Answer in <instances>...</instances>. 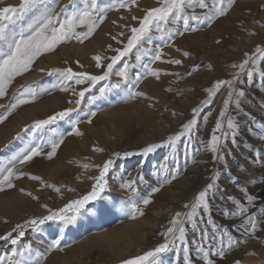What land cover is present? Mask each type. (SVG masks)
<instances>
[{"label":"rangeland","instance_id":"374dc122","mask_svg":"<svg viewBox=\"0 0 264 264\" xmlns=\"http://www.w3.org/2000/svg\"><path fill=\"white\" fill-rule=\"evenodd\" d=\"M20 2L21 0H0V8L8 5L18 6ZM206 2L211 5L212 0H206ZM66 4L68 0H58L56 10L59 11V8ZM77 4L83 7V0H77ZM101 4H116V6L108 11L104 22L88 40L83 43L73 40L61 44L54 52L41 56L33 64L32 70L23 76L16 77L8 88L7 95L0 98V105H5L0 108V115H4L8 110L7 106L16 102L19 98L17 94L26 91V86L30 85L36 92V99L33 102L20 105L3 123H0V169L14 166L20 172L41 177L44 182L42 184L41 181L29 179L26 175L14 180V187L0 191V236L11 232L18 224L23 225L30 219L47 215L48 209L57 210L69 201L87 194L95 183L89 177L100 174V168L96 167L97 165L102 167L104 162L113 158V154L117 152H139L149 144H163L169 136L180 133L182 125L193 118V108L203 107V111L197 117L191 142L186 148L188 138L181 137V140L177 142L175 160L168 161L170 169L179 166L182 171L171 184H165L159 192L153 193L152 202L145 206L141 198L147 197L152 188L159 187L158 178L153 177L151 173L164 163L171 149L163 146L147 157L136 155L116 159L115 166L110 169L106 177L108 189L103 194L105 199L89 205L99 209L97 214L84 215L76 225L64 229V236L58 249L48 250L52 240L57 238L61 226L48 222L42 225L43 230L37 233H33L31 228H25V235L19 238L17 245L0 241V255L30 243L34 250L43 254L42 256L33 255V259L39 260L40 264H61V262L62 264H122V261L142 256L164 243L166 237L162 233L172 227L170 221L177 212L184 214L191 210V205L195 202L198 193L212 182L211 177L214 172H218L219 176L214 190L215 195L210 194L209 203L210 214L216 224L225 225L229 230H233V225H240L239 218H225L221 209H234L235 206L229 198L244 201V192L241 190L243 188L258 197L255 207L250 208V211L258 212L264 206V141L259 138V125L264 124V90L260 88L262 82L258 72H253L251 84L248 83L246 75L247 70L257 67L260 71H264V59H261L258 65L249 63L245 72L240 73L244 83L237 82L234 85L238 90L243 89L245 95L239 98L240 108L237 109L235 106L237 97L235 93L233 94V101L229 103L222 120L223 127L221 131L216 132L219 133L218 136L223 132L230 133L231 130L227 128L229 117L238 125L237 146H233L231 140H228L224 162L213 161V154L204 148V144H207L213 134L216 120L228 97L229 88L222 87L210 105L204 107L201 103L208 95L205 89L212 87L218 80L233 78L239 70L232 65L241 63L246 58L245 53L249 56L258 55L255 53L256 47H264V27H262L264 0H235L227 15L218 18L211 26H197L195 21H190L192 26L198 27L197 31L185 32L183 36L173 35L168 46H164L162 41H154L151 47L155 49L157 44L161 45L163 54L161 60L152 62L150 66L160 70L161 74L159 79L150 75L141 79L136 91L145 93V96L135 97L125 103L121 102L124 93L120 89H113L105 97H100L95 104L89 106L87 104L89 96H99L100 87L109 82L116 83L120 78L112 76L110 81H101L92 88L91 92L85 93V101L80 106L79 116L73 113V117L80 120L77 127L83 135H68L71 125L65 121H58L57 124L49 127L57 128L58 132L64 134V143L57 149L56 156L52 160H48L45 155L34 157L27 164H20L18 160H13V157L21 153L23 149L30 145L34 146V142H38L41 136L48 138V133L29 127L36 120L46 119L49 115L65 108L76 107L69 101L77 97L73 96L71 90L65 92L54 88L53 85L60 82V77L57 74L49 75L48 73L53 69L70 67L74 72L102 74V70L96 67L93 57L116 55L108 46L111 45L112 49H115L126 45L131 35L130 27L139 26L132 17L142 18L147 9L159 6L158 0H136L135 4L124 8L119 7L116 0H101ZM193 11L200 14L207 9L199 7L186 9L188 14ZM169 27H179L183 30L182 24L169 25ZM121 32L124 33L123 36L119 35ZM249 33H255V35ZM113 36L116 37L115 40L112 39ZM183 52H188L189 56L185 57ZM151 56L152 53L145 56L142 63H149ZM125 59L130 64H135V55L130 54V57ZM177 59L182 61L180 65L163 62ZM109 62L102 59L105 66ZM209 65L211 68L208 67ZM121 66L122 62L116 68ZM144 71L143 68H133L130 75L134 78L137 72ZM189 72L192 74L188 75ZM165 73L179 75H165ZM68 83L70 88H74L77 92L88 86L87 84L76 85L74 82ZM45 89L48 91H44ZM209 111L211 116L205 123L203 117ZM89 112L96 114L89 116ZM173 112L176 115H173ZM89 119L91 123H88ZM25 128H28V131H24ZM18 133L19 136H17ZM125 144L127 147L124 149ZM94 148L102 149V151H94ZM196 149H199V152L195 155V159L205 163H191ZM253 149L261 153L259 163L254 162L256 157ZM50 150L45 148L44 152L47 153ZM141 160L145 163L142 168H138V162ZM186 160L188 164L185 171L183 167ZM59 163L64 165L63 171L60 170ZM84 165L88 167L85 168ZM56 169L60 171L57 172ZM138 173L143 176V181L137 179ZM230 177H238V180L234 182ZM62 179H66V182H58ZM132 179H136L135 186L138 190L136 193L120 187L122 181ZM251 180H256L257 183L252 184ZM60 183L70 184V189L60 188ZM45 185H54L60 191L57 192ZM129 196L143 210L142 216L137 215L133 219L125 212L118 210L120 201L127 200ZM43 205H47V208ZM105 208L110 211L105 212ZM156 208L168 210V212L164 215V222L161 221L154 226L152 231L144 230V233H148L142 242L146 248L139 253L133 248L122 254L119 253L115 244L112 243L117 239L118 231L127 225L128 229L141 232L148 225L138 224L139 220H146ZM200 216L204 217V222L199 223L198 217L196 230H193L190 224H185L188 255L194 264H203L202 257L197 255V244H203L207 249L213 243L201 238L205 230L211 234L212 227L207 224V214L201 211ZM84 218H87L89 223L84 222ZM181 219H184L183 215ZM260 219L264 220V217ZM234 234L238 237L240 235L238 232ZM16 235L17 233H13L14 237ZM243 238L246 243H241L228 252L223 260L215 255H210V258L215 260L216 264H236L237 261L239 264H264V231H258L256 238L249 239L246 234ZM177 243L179 244L178 241ZM214 251L215 246L212 247V252ZM184 257L183 246H180L178 250L163 254L162 260L164 264H184Z\"/></svg>","mask_w":264,"mask_h":264},{"label":"snow or ice","instance_id":"6c2138e0","mask_svg":"<svg viewBox=\"0 0 264 264\" xmlns=\"http://www.w3.org/2000/svg\"><path fill=\"white\" fill-rule=\"evenodd\" d=\"M119 7H129L136 3V0H116ZM235 0H212L209 5L206 0H158V7L147 9L145 15L142 18L132 17L133 20L138 22V27H130L131 35L127 39L126 45L123 48L112 49L109 45V49L114 51L116 55L111 57H101L96 55L93 59L96 61V67L102 70L100 75H91L87 72H74L72 68L53 69L49 72V75L57 74L60 77V82L53 85L54 88H59L61 91H72L73 96L77 97L75 100H70L69 103L75 104L76 107L65 108L62 111L49 115L46 119L36 120L30 128L33 130H39L42 133H48V138L43 136L38 142H34V146H28L13 157V160H18L20 164H27L32 161L34 157L45 155L48 160H52L57 153V149L64 143V134L58 132L57 128L49 127L57 124L58 121H65L71 125V131L68 135H83L80 132L77 125L80 123L78 118L73 117V113L79 116L80 106L85 101V93L91 92L92 88L101 81H110V77L117 76L120 79L116 83H106L104 86L98 89L99 96L91 95L87 98V104L89 106L95 104L97 99L105 97L113 89H120L124 95L121 97V102H128L135 97L145 96V93L136 91L142 78L146 76H154L157 79L160 77V70L153 69L150 65L152 62L161 60L162 47L157 44L153 49L151 46L154 41L159 40L163 42L164 46H168V42L172 40L173 35L183 36L185 32H195L198 27L192 26L190 21H195L196 25L211 26L218 18L226 16L229 9L234 5ZM58 6V0H21L18 6L8 5L0 8V98L7 95V90L13 81L18 76H23L25 73L32 70L33 64L41 56L54 52L61 44H66L71 41L77 43H83L88 40L95 31L100 27L107 17L108 11H110L116 4L102 5L101 0H83V7H79L77 0H68V4L56 10ZM199 7L201 9H207L206 12L197 14L193 11L191 14L186 12L188 8ZM179 27H169V25H181ZM264 27V25H262ZM78 29H84L79 30ZM159 34V35H156ZM255 35V33H249ZM123 36L124 33H119ZM112 39H116L115 36ZM120 43V41H117ZM135 49V52H133ZM177 51H180L177 49ZM152 53L151 60L147 64H143L142 60L145 56ZM255 53L258 55L249 56L245 53V59L237 64H233V68H237L239 71L233 76L231 80H218L212 87L205 89L207 92V98L203 100L202 106L206 107L213 102L214 96L227 86L229 88L228 97L224 101V108L219 113V118L216 120L213 134L207 144H204V148L213 154V161H225L224 152L227 149V142L230 139L233 146H237V129L238 125L234 120L229 117L227 120V128L230 131L223 132L218 136L215 133L221 131L223 125L222 120L226 115L229 103L233 101V94L237 97L235 100V106L240 108V99L244 97L245 92L243 89H236L234 85L239 82L243 84L244 81L240 78V73L245 72L249 63L252 65H258L261 59H264V47L257 46ZM130 54L135 55V64H130L125 58L130 57ZM185 57L189 56L188 52H183ZM102 59L110 61L105 66L102 63ZM122 62V66L116 68L118 64ZM169 64L180 65L181 60H167L163 61ZM79 64V62L77 61ZM211 68V65L208 66ZM133 68H143V73L137 72L133 78L130 73ZM195 70V69H194ZM40 71H44L40 69ZM259 73L261 80L260 88L264 90V71H260L259 68H254L246 71L248 83L251 84L253 80V72ZM192 73L189 72L188 75ZM165 75H179L178 73H165ZM68 82H74L76 85L87 84L88 86L77 92L74 88H70ZM44 91H48L45 89ZM171 91V89H168ZM18 99L15 103L7 106L8 110L4 115H0V123H3L9 115L17 107L22 104L33 102L36 99V92L32 87L26 86V91L17 94ZM24 97H28L27 99ZM5 105H0V108ZM203 111V107L193 108V118L182 125V131L174 136H169L163 144H149L139 152H124L114 153L113 158L106 160L100 168V174L96 177H89L93 179L95 183L92 185L91 191L81 196L79 199L71 200L66 203L62 208L57 210L48 209V214L41 217H36L26 221L23 225H16L11 232L0 236V241H4L10 245H17L19 238L25 235V228H31L33 233L42 231V225L48 222H54L60 225V230L57 238L53 239L49 251L58 249L61 240L64 236V229L69 226L76 225L77 221L84 215H96L98 208L96 206L89 207L92 202L105 199L104 193L108 189V180L106 177L109 174L110 169L115 166L116 159L130 158L136 155L147 157L149 154L155 152L158 148L168 146L171 149L170 155L165 157L164 163H161L156 171H153L151 175L158 178L159 187L151 189L147 197H142V203L146 206L150 204L151 195L155 192H159L165 184H171L180 175L182 169L176 166L172 169L169 168L168 161L175 160L177 153V142L181 140V137L187 136L188 141L185 145L191 142L192 133L197 125V117ZM95 112H89V116H95ZM173 115H176L173 112ZM211 116L209 111L207 115L203 117L205 123L208 117ZM91 123V119L88 120ZM260 134L259 138L264 141V124L259 125ZM24 131H28L25 128ZM252 131V129H249ZM19 136V133L17 134ZM52 137H56L53 139ZM45 148L51 150L47 153L44 152ZM94 151H102V149L94 148ZM255 152L256 163L260 162L261 153L259 150L253 149ZM199 152L196 149L193 153L191 163H205V161H197L195 155ZM145 161L138 162L137 167L142 168ZM188 161L186 160L183 170H187ZM83 167H88L84 165ZM123 172V168H121ZM2 177H0V191L5 188L14 187V180H18L24 176H28L29 179L42 181L39 176L31 175L28 173L18 171L14 166L0 169ZM165 175L161 176L160 174ZM219 173L214 172L211 177V183H208L206 187L198 193L195 202L191 205V210L187 213L175 214V217L170 221L172 227H169L165 233H162L166 237L164 243L157 246L154 250L144 253L142 256H138L134 259L124 260L122 264H164L162 255L169 251L178 250L180 246H183L185 253L184 264H194L188 255V242L186 238L185 224H190L193 230L198 227L199 223L204 222V217L200 216V212L207 214V224L211 225L212 233L209 234L207 230L201 234L202 240L212 241L207 249L203 244H197V255H200L203 259V264H216V261L210 258V255H215L219 259L223 260L226 254L238 247L241 243H246L244 235L246 234L249 239L256 238L258 231H264V220L260 217H264V206H262L258 212L250 211V208L255 207V202L258 197L250 194L246 188L241 189L244 192V201L229 198L231 203L235 206L234 209L222 208L221 212L225 218H239L241 220L240 225H233L232 229L225 225H218L211 217V208L209 203L210 194L215 195V188L217 187ZM137 179L143 181V176H137ZM234 182L238 180V177H230ZM250 183H257L256 180H251ZM136 179L122 181L120 187L128 190L129 192L136 193ZM52 187L55 191L59 192L60 189L54 185H45ZM74 191V189H72ZM23 191V189H21ZM31 195V193H27ZM35 198V197H34ZM47 208V205H43ZM189 207V205H185ZM118 210L125 212L131 218L135 219L137 215H143V210L139 207L137 202L129 196L127 200H121L118 206ZM105 212L110 209L105 208ZM183 215L184 219H181ZM234 232L240 233L239 237ZM13 233H17L14 237ZM179 242V244L177 243ZM215 246V251L212 252V247ZM33 255L42 256L43 254L34 250L32 245L25 244L22 248H13L10 252L0 255V264H40V261L33 259ZM236 264H239L237 261Z\"/></svg>","mask_w":264,"mask_h":264},{"label":"bare ground","instance_id":"6f19581e","mask_svg":"<svg viewBox=\"0 0 264 264\" xmlns=\"http://www.w3.org/2000/svg\"><path fill=\"white\" fill-rule=\"evenodd\" d=\"M241 4H243L241 2ZM247 4V3H246ZM254 6V5H253ZM252 6V7H253ZM255 9V8H254ZM256 12V11H255ZM242 14V13H241ZM233 15V14H232ZM258 18V17H257ZM263 19V18H262ZM248 20V19H247ZM70 49V48H69ZM75 49V48H74ZM73 50V49H72ZM80 50V49H79ZM67 51V50H66ZM77 51V49H76ZM82 52V51H80ZM79 52V53H80ZM82 54V53H80ZM79 54V55H80ZM84 57H85V54H84ZM163 131V130H162ZM1 136V135H0ZM1 141V140H0ZM3 141V139H2ZM133 141V140H132ZM128 143V142H127ZM130 144V143H129ZM140 145V144H139ZM127 147V144L124 145V149ZM80 158V157H79ZM62 159V158H61ZM80 160H82L80 158ZM63 163V162H62ZM55 164V163H54ZM64 164V163H63ZM56 166V165H55ZM59 167H60V170L63 171L64 170V165L60 164L59 163ZM67 168H68V165H67ZM57 172L60 171L58 169H56ZM51 171V170H50ZM54 172V170H52ZM66 182V179H62V180H59L58 182ZM161 207V206H160ZM168 210H164V209H159V208H156L155 210L152 211L151 215L146 219V220H139L138 224H145V225H148L147 228H143V230L141 232H136V231H133V230H130L128 229L125 225V227L121 228L118 233L116 234V237L117 239L115 241H112V243L115 244L116 248L118 249V252L122 254V252L124 251H127L128 249L130 248H133L134 250L138 251V253L142 250H144L146 248V245H144L142 242H143V238L145 236H147V232L144 233V230L145 229H148V230H153V227L154 226H157V224H159L161 221L164 222V215L165 213H167ZM99 217V216H98ZM97 217V218H98ZM86 221V223H89L88 219L87 218H84V222ZM84 224V223H83ZM129 226V225H128ZM118 230V229H117ZM114 231V230H113ZM111 234H109L110 236ZM104 236V235H103ZM113 236V235H112ZM115 236V235H114ZM107 238V237H106ZM112 238V237H111ZM102 239V238H101ZM105 239V238H104ZM100 240V239H99ZM111 240V239H110ZM110 240H106V241H109ZM104 242V241H103ZM101 243V242H100ZM105 243V242H104ZM111 243V244H112ZM107 244V243H106ZM108 245V244H107ZM111 246V245H110ZM109 246V247H110ZM113 246V245H112ZM111 246V247H112ZM110 247V248H111ZM114 248V247H113ZM112 251H114L112 249ZM130 252V251H129ZM132 254V253H131ZM114 255V254H113ZM120 255V254H119ZM132 256V255H131ZM123 257V256H122ZM118 259V258H117ZM60 260V259H59ZM66 260V259H65ZM64 261V260H63ZM52 262V261H50ZM67 262V261H66ZM50 264V263H49ZM62 264V262H61Z\"/></svg>","mask_w":264,"mask_h":264},{"label":"built area","instance_id":"2783aa9c","mask_svg":"<svg viewBox=\"0 0 264 264\" xmlns=\"http://www.w3.org/2000/svg\"><path fill=\"white\" fill-rule=\"evenodd\" d=\"M215 134H216V135H219V133H215ZM69 186H70V184L67 185L66 183H60V184H59V187H60V188H68V189H70Z\"/></svg>","mask_w":264,"mask_h":264}]
</instances>
